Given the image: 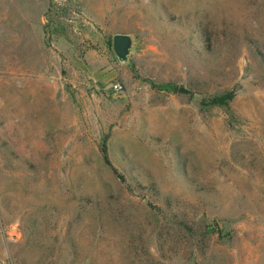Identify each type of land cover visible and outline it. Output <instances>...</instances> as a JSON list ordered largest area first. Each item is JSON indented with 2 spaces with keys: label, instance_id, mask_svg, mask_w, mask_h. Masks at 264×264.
Masks as SVG:
<instances>
[{
  "label": "rangeland",
  "instance_id": "obj_1",
  "mask_svg": "<svg viewBox=\"0 0 264 264\" xmlns=\"http://www.w3.org/2000/svg\"><path fill=\"white\" fill-rule=\"evenodd\" d=\"M260 51L264 0H0V264H264Z\"/></svg>",
  "mask_w": 264,
  "mask_h": 264
},
{
  "label": "trees",
  "instance_id": "obj_2",
  "mask_svg": "<svg viewBox=\"0 0 264 264\" xmlns=\"http://www.w3.org/2000/svg\"><path fill=\"white\" fill-rule=\"evenodd\" d=\"M59 10L64 11V8L60 7L58 5V3L52 2V4L50 5V7L48 9L49 22L51 25H56V19L54 17H52V14H54L55 16L57 15V17H60ZM48 42H50V41H48ZM260 54H261L262 59L264 60V53L262 51H260ZM159 87L167 88V89H173L174 91L182 92V93H191L192 92L190 89H187L183 86L176 87L173 84H160ZM236 94L237 93L235 90L226 91L222 95L216 96L214 99H212V103H214V104H227L228 102L232 101L236 97ZM101 152L103 155L104 163L107 166L111 167L113 170H115L116 174L121 178V180L125 181V177L122 174L118 173V171L113 168L112 162H111V159L109 156L108 147H107L106 143H103L101 145Z\"/></svg>",
  "mask_w": 264,
  "mask_h": 264
},
{
  "label": "built area",
  "instance_id": "obj_3",
  "mask_svg": "<svg viewBox=\"0 0 264 264\" xmlns=\"http://www.w3.org/2000/svg\"><path fill=\"white\" fill-rule=\"evenodd\" d=\"M111 88H112L113 91L119 92V91H122L123 90V85H122L121 82L116 81V82H114L112 84V87Z\"/></svg>",
  "mask_w": 264,
  "mask_h": 264
}]
</instances>
